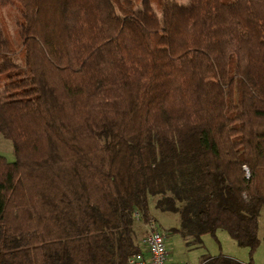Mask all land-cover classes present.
<instances>
[{"label":"trees","instance_id":"obj_1","mask_svg":"<svg viewBox=\"0 0 264 264\" xmlns=\"http://www.w3.org/2000/svg\"><path fill=\"white\" fill-rule=\"evenodd\" d=\"M154 1L0 0L22 18L19 44L0 29V264H126L150 196L169 232L249 253L200 264H253L264 0Z\"/></svg>","mask_w":264,"mask_h":264},{"label":"rangeland","instance_id":"obj_2","mask_svg":"<svg viewBox=\"0 0 264 264\" xmlns=\"http://www.w3.org/2000/svg\"><path fill=\"white\" fill-rule=\"evenodd\" d=\"M179 4L192 7L190 0H175ZM227 3H233L235 0H225ZM155 14L161 17V12L157 8L156 1L152 0ZM144 7V0H141L139 8ZM20 6L16 2H11L6 6H0V29H4L9 37L19 44L20 32L22 30ZM235 58L232 54L229 61V70L233 71ZM0 155L4 156L8 161H14L12 143L9 138L0 133ZM150 213L155 219V227L165 235L166 244L170 252L171 259L177 261H186L190 264H200L203 260L210 257L224 255L226 257H234L237 260H249L247 248L238 246L234 239L222 229H219L216 236L203 235L199 239L192 236H183L180 233L169 232L170 228L179 225L178 214L161 211L155 207L153 196L149 197ZM144 236L147 233L145 225H143ZM260 243L252 255L253 264H264V208L261 210L259 219Z\"/></svg>","mask_w":264,"mask_h":264},{"label":"built area","instance_id":"obj_3","mask_svg":"<svg viewBox=\"0 0 264 264\" xmlns=\"http://www.w3.org/2000/svg\"><path fill=\"white\" fill-rule=\"evenodd\" d=\"M144 225L147 233L140 240L141 249L130 254L126 264H167L168 251L165 236L155 227L154 220L151 219Z\"/></svg>","mask_w":264,"mask_h":264},{"label":"crops","instance_id":"obj_4","mask_svg":"<svg viewBox=\"0 0 264 264\" xmlns=\"http://www.w3.org/2000/svg\"><path fill=\"white\" fill-rule=\"evenodd\" d=\"M261 215V214H260ZM167 246V244H166ZM167 251H168V258H167V264H175V263H189V262H186V261H177V260H174V259H171V256H170V252H169V249L167 247ZM229 257V256H228ZM231 258H234V257H231ZM235 259V258H234ZM237 260V259H236ZM239 261V260H238ZM240 262H243V263H246L247 261L245 260H240ZM190 264V263H189Z\"/></svg>","mask_w":264,"mask_h":264}]
</instances>
